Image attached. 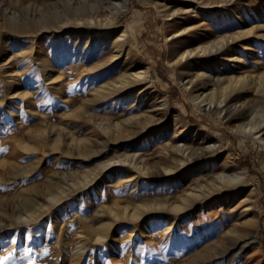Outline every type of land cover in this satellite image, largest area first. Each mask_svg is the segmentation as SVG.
I'll list each match as a JSON object with an SVG mask.
<instances>
[{
	"label": "rangeland",
	"instance_id": "obj_1",
	"mask_svg": "<svg viewBox=\"0 0 264 264\" xmlns=\"http://www.w3.org/2000/svg\"><path fill=\"white\" fill-rule=\"evenodd\" d=\"M97 1L110 2L0 0V264H264V148L228 121L243 107L260 108L263 98L260 93L238 92L222 113L226 119L219 122L205 105L198 109L189 100L183 86L188 78L171 64L179 48L255 26L264 16V0H234L229 12L211 7L210 0H168L166 8L156 0H130V11L109 30L59 29L66 18L84 19L89 12L76 10ZM95 10L93 14L105 19L106 9ZM125 27L130 38L111 61L108 38ZM185 27L192 29L184 32ZM175 31L180 34L173 37ZM90 37L94 39L84 48ZM231 50L247 63L209 55L201 59V66L225 79L241 72L264 74V41L257 34L237 38ZM138 67L150 71V89L144 96L123 92L105 101H89L99 83ZM159 97L167 98L169 109L153 106ZM145 111L150 119L114 128L113 123ZM166 113L183 115L176 125L185 130L176 139L175 120L167 119ZM173 139L198 151L216 143L210 160L230 152L248 169L259 195L257 247L231 248L224 238L226 221L206 225L213 217H191L192 212L202 213L199 203L191 212L177 214L179 224L187 228L178 225L172 231L174 240L170 235L162 238L171 211L154 209L138 221H115L108 238L94 242L91 230L110 221L109 206L127 204L130 209L142 199L175 203L180 198L185 188L180 185L187 180L183 169L160 176L155 169L165 159L152 153ZM21 143L32 149L23 150ZM136 151L142 155L140 163L152 171L135 191L119 184L126 167L102 168ZM88 175L100 176L89 186ZM53 195L59 197L52 201ZM33 202L39 204L37 217L25 221ZM98 205L106 207L104 215L98 214ZM154 215L158 217L150 220ZM152 222L159 224L156 235ZM128 234L131 241L125 239Z\"/></svg>",
	"mask_w": 264,
	"mask_h": 264
},
{
	"label": "bare ground",
	"instance_id": "obj_2",
	"mask_svg": "<svg viewBox=\"0 0 264 264\" xmlns=\"http://www.w3.org/2000/svg\"><path fill=\"white\" fill-rule=\"evenodd\" d=\"M210 1L209 4L211 7L229 12L231 11L230 6H232L234 0ZM156 3H160L162 4V7L166 8L169 2L168 0H156ZM102 8L106 9L104 10L105 19L99 17L98 13L93 14V12L96 11L95 9ZM80 10H87L89 14L86 15L84 19L72 18V21H69V19L66 18V23L61 24L59 29L84 27L90 30H109L117 24L118 18L122 13L130 11V0H110V2L97 1L92 2L89 6L83 8L80 7L79 10L76 11L78 12ZM194 28L195 27H193V29ZM190 29H192V27H185L184 32L189 31ZM177 32L178 31H175L173 37L180 34ZM251 34H257L259 38L264 41V16L259 18V21L255 26L245 27L235 36L219 35L196 45L189 44L179 48L175 51V59H173L172 63L170 62L173 66H177V68L182 70L185 78H188V81L183 86L186 91L185 93H187L190 98L189 100H191L198 109L205 105L208 112L215 115L219 122L226 117L225 115L222 117V113L227 111L228 103L234 100L233 97L238 92L251 91L257 94L260 93L264 101V74L256 76L251 72H241L237 76H230L226 79L215 77V75L205 71L201 66L200 61L203 57L214 55L220 57L222 60H228L231 63L235 61L240 62V64L247 63L246 58H243L238 54L233 55V53L229 52L232 51L231 44L234 43L237 38ZM128 38H130V35L128 33V28L126 27L120 34L116 33L114 36L112 35L108 38V40H110V50L112 51L110 58L111 61L117 59V57L122 54ZM90 39H94V37H90L87 40L84 48H89ZM106 39L107 38L105 37L102 41L105 42ZM245 49H247L246 46ZM128 54L129 52L126 53V57H128ZM256 60L259 61L258 58ZM56 73L57 71H55L53 75ZM43 76L51 77L47 76V73L43 74ZM58 76L60 77L59 72ZM150 83V71L147 67H138L131 70L125 69L118 79L111 82L104 80L99 83V85L91 91L88 99L89 101H92V103H96L99 101H105L111 97H119L123 92H134L136 97L141 95L144 96V92L150 89ZM159 98L161 100L153 106L169 109L167 98ZM236 103L237 101L233 102L235 106ZM257 108L253 106L247 108L243 107L232 117L227 118L228 121L233 120L235 122V129L233 128L235 131L244 136L250 137L254 141H258L264 148V105L258 109ZM165 116L167 119L173 118V120H175L173 128L178 133L174 135V138L185 130V128L176 125V119L178 116L171 117L168 113H166ZM182 116L181 113L178 118L181 119ZM151 117L152 115L149 111L134 115L130 114L122 123L115 122L113 123V126L116 130H120L124 125L138 123L141 118L148 120ZM175 139L172 140V143L168 144L167 142L163 148L154 150L152 153L159 156L161 159H165V162L155 169V172L160 176L173 175L178 169H183L182 174L184 173V179L186 178L187 180L184 181V185H180L181 188L185 186L181 191L180 198L176 200L175 203H169L167 199H165L164 202H159L158 200L146 201V199H142L140 202L132 205L130 209L127 204L120 205L119 203H115L114 205L109 206L108 212L111 215L110 221L103 222L98 228L91 230L94 242L100 243L107 239L115 221L119 222L122 219L138 221L154 209H167L168 211H171L172 215L169 214L167 217L168 222L165 224L168 225V228L162 231V238H164L163 235H170V240H174L175 236L172 235V231L176 229L178 225L182 229L187 228L186 226H181V224H179V219L176 217L177 214L186 209L191 212L195 205L199 203V208L202 213L198 215L195 214V212H192L191 217H197L199 220L205 219L204 214L213 217L210 218L211 220H208V224L206 225L216 224L220 220L226 221L227 224L224 225L226 228L224 238L229 239L231 242V248H239V250H242L249 246L257 247L260 244L259 195L255 184L249 179L248 169L241 164L242 162L240 163L237 161V157L230 152H227L228 154H224V156H220L222 158L217 161L210 160L213 155L211 153H214L215 148L217 147L216 143L212 145H204L200 148V151H198ZM20 145L23 150L32 149V147L26 143H21ZM140 158H142L141 153L137 151L132 153L128 152L124 154L122 159L118 157L116 158V161L105 165L102 168V171H106L115 165L126 167L127 173L121 177L119 184L127 189L133 188L136 191L138 187L147 183L145 177H147L152 171L148 165L140 163ZM215 167H218V169L215 170ZM207 169H210L211 171L207 172ZM99 176L88 175L90 181L87 184L89 186L93 185ZM226 192L231 193V195L227 196ZM58 197L59 196L56 197L53 195L50 200L53 201L54 199L55 201ZM32 205H34V209L26 214L25 221L37 217L39 204L37 202L34 204L33 202ZM224 209H226V211L223 213ZM106 210V207L100 205L99 210L97 211L99 212L98 214L104 215ZM157 217L158 215H154L150 220H155ZM207 218L208 217H206V220ZM152 223L151 231L154 232L152 235H156L159 230V224L158 222ZM131 235L132 234H128L125 239L131 241ZM81 236L86 237V235H83L82 233ZM241 240L244 241V244L239 246ZM218 242L219 239L214 241L215 244ZM84 249L80 255L84 254Z\"/></svg>",
	"mask_w": 264,
	"mask_h": 264
}]
</instances>
